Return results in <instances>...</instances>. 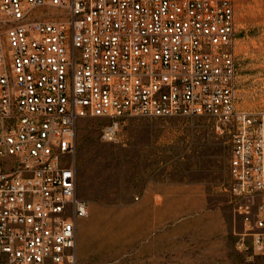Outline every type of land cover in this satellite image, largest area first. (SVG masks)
<instances>
[{
  "label": "built area",
  "instance_id": "2783aa9c",
  "mask_svg": "<svg viewBox=\"0 0 264 264\" xmlns=\"http://www.w3.org/2000/svg\"><path fill=\"white\" fill-rule=\"evenodd\" d=\"M234 0H0V264H78L80 119L205 115L230 134L242 264H264V109L237 95Z\"/></svg>",
  "mask_w": 264,
  "mask_h": 264
},
{
  "label": "rangeland",
  "instance_id": "374dc122",
  "mask_svg": "<svg viewBox=\"0 0 264 264\" xmlns=\"http://www.w3.org/2000/svg\"><path fill=\"white\" fill-rule=\"evenodd\" d=\"M234 4L239 103L264 109V0ZM109 122L88 116L77 125V194L89 205L78 264H242L227 129L205 115H128L107 140Z\"/></svg>",
  "mask_w": 264,
  "mask_h": 264
},
{
  "label": "crops",
  "instance_id": "0c3cea01",
  "mask_svg": "<svg viewBox=\"0 0 264 264\" xmlns=\"http://www.w3.org/2000/svg\"><path fill=\"white\" fill-rule=\"evenodd\" d=\"M143 214H144V212H143ZM143 219H144V217H143ZM136 237H141L142 244L147 243L148 238L150 237V232H149V230L143 228L140 235H138L136 233Z\"/></svg>",
  "mask_w": 264,
  "mask_h": 264
}]
</instances>
